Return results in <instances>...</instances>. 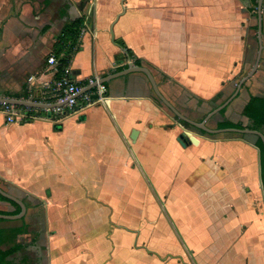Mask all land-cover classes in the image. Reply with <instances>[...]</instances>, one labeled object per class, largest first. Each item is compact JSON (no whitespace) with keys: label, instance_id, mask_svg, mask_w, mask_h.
I'll use <instances>...</instances> for the list:
<instances>
[{"label":"crops","instance_id":"crops-1","mask_svg":"<svg viewBox=\"0 0 264 264\" xmlns=\"http://www.w3.org/2000/svg\"><path fill=\"white\" fill-rule=\"evenodd\" d=\"M79 18L67 68L87 88L141 59L200 121L212 104L198 99L219 105L257 66L212 127L246 126L251 96H264V0L258 11L251 0H0V96L53 85L62 73L48 57ZM105 83L106 106L59 121L0 110V186L27 205L21 219L0 218V230L27 226L11 264H264L257 139L186 127L142 72ZM14 210L0 199V213Z\"/></svg>","mask_w":264,"mask_h":264},{"label":"trees","instance_id":"trees-1","mask_svg":"<svg viewBox=\"0 0 264 264\" xmlns=\"http://www.w3.org/2000/svg\"><path fill=\"white\" fill-rule=\"evenodd\" d=\"M251 1H252L254 9L258 11L259 0H251ZM83 24H84L83 18H79L71 22L65 27L63 33L61 34L59 38V42H58L56 53H55L59 60L58 73L56 75L57 78L60 77L61 73L63 74L66 67L70 63L72 54L78 49V39H79ZM119 42L121 43V45L126 47V44L124 43L122 39H120ZM128 53L133 57V52L131 50L128 49ZM134 62L137 65L144 64V62L141 59H135ZM32 91H33L32 93L35 98H40L41 93H39L38 91L34 89H32ZM29 95H30V91H25V93L22 96H19L17 98L26 99L29 97ZM154 99L161 107H163L165 110H167L172 115L171 111L165 107V105L156 95L154 96ZM198 102H199V106H202L203 104H210V103L212 104L211 109L207 112V114L211 112L217 106V104H214L212 101H205L203 99H198ZM1 106L2 104L0 103V107ZM225 111H226V107L223 108L217 114L224 115ZM244 113L249 118L248 124L246 126H243L242 124H236L228 120H224V121L218 122L217 128L247 127L250 129L259 130L264 134V96H251L248 104L246 105L244 109ZM172 116L176 118L180 123L185 125L186 127L192 128L190 124L178 119L174 115ZM203 119L204 117L201 120ZM201 132L209 134L205 131H201ZM246 136L247 135H241V137L248 139V137ZM255 144L259 147L261 151L262 175H263V181H264V142L262 138L259 137L255 141ZM0 199L8 200L14 204L15 210L8 214H18L21 212L22 210L21 206L15 201L8 199L7 197L3 196L1 193H0ZM26 231H27L26 225L19 227V228H15V229L0 230V246L5 242L10 244V246L5 251L0 249V264H11L10 260L8 259L9 256H11L16 251L27 247L26 244L17 242V238L21 234L25 233ZM33 243H34V240L30 244H33Z\"/></svg>","mask_w":264,"mask_h":264},{"label":"built area","instance_id":"built-area-1","mask_svg":"<svg viewBox=\"0 0 264 264\" xmlns=\"http://www.w3.org/2000/svg\"><path fill=\"white\" fill-rule=\"evenodd\" d=\"M50 65L57 67L58 57L52 53L48 57ZM33 77L29 80L32 81ZM90 87H85L73 80L70 70L66 67L61 77L47 87L41 93L40 98H35L32 89L26 100L39 103H63L54 108H35L19 106L8 103H1L0 110L5 114L8 121H34V120H55L59 121L70 115L80 114L91 106H106L109 100L108 87L98 76L88 79Z\"/></svg>","mask_w":264,"mask_h":264},{"label":"water","instance_id":"water-1","mask_svg":"<svg viewBox=\"0 0 264 264\" xmlns=\"http://www.w3.org/2000/svg\"><path fill=\"white\" fill-rule=\"evenodd\" d=\"M262 4H263V0H259V10L262 9ZM82 8V7H81ZM257 66H255L250 73H248L246 76H244L241 81L238 83V89L235 92V94L233 96H231L229 99H227L226 101H223L222 103H220L219 105H217L211 112H209L207 114V116L201 120H195L191 117H189L188 115H186L185 113H183L180 109H178L176 107V105H174L164 94L163 92L160 90L159 85L155 79L154 74L152 73V71L144 66V65H136L134 61L130 60L128 63V67L126 69H123L121 71H118L114 74L111 75L110 78L108 79H104L101 80L102 82H105L106 80H111L117 77H121V76H125L128 75L130 73L133 72H142L144 73L150 80L155 95L162 101V103L165 105V107L167 109H169L172 113V115H174L175 117H177L178 119L190 124L192 126V128L197 129L199 131H205L211 135H220V134H234V135H249V136H253L256 139H258L259 137L262 138L263 142H264V134L256 129H250L247 127H226V128H217V127H212L209 125L208 121L217 113H219L223 108L227 107V105L230 103V101L237 95L238 91L240 90V88L242 87V85L244 84L245 81H247L256 71ZM0 103H8V104H14V105H19V106H28V107H35V108H54L57 106L62 105L63 103H39V102H33L30 100H26V99H21V98H14V97H3L0 96ZM61 127V126H59ZM137 135V131L134 132L133 138H135V136ZM180 141L184 143V141L182 140V137L179 138ZM0 193L7 197L8 199L15 201L16 203H18L22 210L20 213L18 214H0V218H4V219H21L25 216L26 212H27V205L26 203L19 197L15 196L14 194L10 193L9 191L5 190L3 187L0 186Z\"/></svg>","mask_w":264,"mask_h":264},{"label":"rangeland","instance_id":"rangeland-1","mask_svg":"<svg viewBox=\"0 0 264 264\" xmlns=\"http://www.w3.org/2000/svg\"><path fill=\"white\" fill-rule=\"evenodd\" d=\"M176 119V118H175Z\"/></svg>","mask_w":264,"mask_h":264}]
</instances>
